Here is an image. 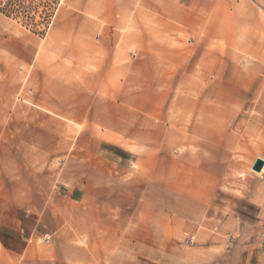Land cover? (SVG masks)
<instances>
[{"label": "crops", "instance_id": "crops-1", "mask_svg": "<svg viewBox=\"0 0 264 264\" xmlns=\"http://www.w3.org/2000/svg\"><path fill=\"white\" fill-rule=\"evenodd\" d=\"M239 47L247 52H228L220 43L165 52L183 70L177 103L201 105L202 120L226 128L221 122L227 115L210 111L212 104L227 110V100L218 93L195 99L192 84L227 88L229 69L241 76L245 57L264 58V38L255 34ZM159 55L164 52H147L149 62L141 66L166 72L164 65L153 64L152 57ZM42 72L29 74L27 103L43 111L31 109L32 115L45 121L83 119L77 113L68 116L63 107L89 104L83 75L80 84L70 86L66 66ZM96 82L93 91L99 89ZM125 103L137 102L130 97ZM145 104L153 112L160 103ZM18 136L24 149L44 159L38 169L28 159L21 167L13 155L5 157L12 153L7 144L0 147V264H264V240L259 241L264 208L221 189L228 169L222 143L202 142L174 158L155 145L145 147L144 140L126 147L84 130L76 138L75 163L60 165L73 146L61 135L33 125Z\"/></svg>", "mask_w": 264, "mask_h": 264}, {"label": "rangeland", "instance_id": "rangeland-1", "mask_svg": "<svg viewBox=\"0 0 264 264\" xmlns=\"http://www.w3.org/2000/svg\"><path fill=\"white\" fill-rule=\"evenodd\" d=\"M254 34L264 38V0H0V147L7 144L12 153L5 157L13 155L21 167L28 159L38 169L43 156L24 149L18 136L33 125L46 126L73 145L60 165L75 163L76 138L84 130L126 147L144 140L145 147L155 145L174 158L202 142L222 143L228 169L221 189L264 208V170L258 176L252 169L256 159L264 158V58L245 57L241 76L229 69L227 88L192 84L195 99L218 93L227 100V110L212 104L210 111L227 115L221 122L225 128L202 120L201 105L194 109L177 103L183 96L177 85L183 70L165 54L212 43L228 52H247L239 44ZM147 52H164L152 60L166 72L141 66ZM53 65L68 68L70 86L80 84L83 75L89 104L63 106L68 116L77 113L83 119L45 121L32 115L31 109L43 111L27 103L29 74L37 70L43 75ZM97 78L100 86L93 91ZM10 88L16 94L10 95ZM130 97L137 103H125ZM146 100H158L156 111H149ZM92 114L96 118L89 119Z\"/></svg>", "mask_w": 264, "mask_h": 264}, {"label": "water", "instance_id": "water-1", "mask_svg": "<svg viewBox=\"0 0 264 264\" xmlns=\"http://www.w3.org/2000/svg\"><path fill=\"white\" fill-rule=\"evenodd\" d=\"M264 166V161L260 158L256 159L252 169L255 171V172H260L261 169L263 168Z\"/></svg>", "mask_w": 264, "mask_h": 264}, {"label": "built area", "instance_id": "built-area-1", "mask_svg": "<svg viewBox=\"0 0 264 264\" xmlns=\"http://www.w3.org/2000/svg\"><path fill=\"white\" fill-rule=\"evenodd\" d=\"M188 242L191 243V240L189 239Z\"/></svg>", "mask_w": 264, "mask_h": 264}]
</instances>
